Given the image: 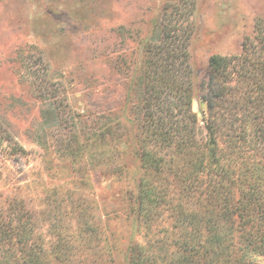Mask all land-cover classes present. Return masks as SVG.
Returning a JSON list of instances; mask_svg holds the SVG:
<instances>
[{
	"label": "rangeland",
	"instance_id": "obj_1",
	"mask_svg": "<svg viewBox=\"0 0 264 264\" xmlns=\"http://www.w3.org/2000/svg\"><path fill=\"white\" fill-rule=\"evenodd\" d=\"M177 3L0 0V124L29 153L0 167V210L26 203L47 264H133L131 249L145 248L134 213L143 68ZM191 12L203 126L208 59L241 54L264 0H191Z\"/></svg>",
	"mask_w": 264,
	"mask_h": 264
},
{
	"label": "trees",
	"instance_id": "obj_2",
	"mask_svg": "<svg viewBox=\"0 0 264 264\" xmlns=\"http://www.w3.org/2000/svg\"><path fill=\"white\" fill-rule=\"evenodd\" d=\"M193 33L191 0H178L147 48L134 213L148 240L132 262L264 264V19L240 55L208 59L203 126L192 109ZM28 154L0 124V167ZM27 209L14 200L0 210V264L48 262ZM55 247L57 257L66 250Z\"/></svg>",
	"mask_w": 264,
	"mask_h": 264
}]
</instances>
